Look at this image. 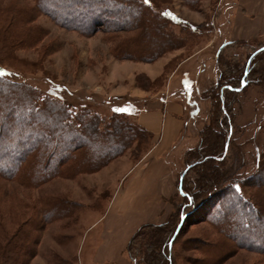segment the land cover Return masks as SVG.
I'll return each instance as SVG.
<instances>
[{
	"label": "rangeland",
	"instance_id": "obj_1",
	"mask_svg": "<svg viewBox=\"0 0 264 264\" xmlns=\"http://www.w3.org/2000/svg\"><path fill=\"white\" fill-rule=\"evenodd\" d=\"M51 1L39 4L38 0H0L2 73L8 80L35 88L44 98H54L60 105L70 106L73 115L85 110L87 117L99 116L91 121L103 128L99 137H91L90 141L85 137L80 143L60 138L58 133L56 140L49 142L46 149L40 150L42 155L37 156V161L41 159L42 163L48 152L57 154L59 148L73 149L84 144L78 152L83 154L82 150H86L88 169L76 172L71 164L65 165L57 176L35 189L26 188L8 179L10 177H0V264H5L7 237L18 235L30 219L35 225L38 222L41 225L33 231L32 241L27 242L31 252L23 255L25 264H135L128 248L132 246V252L136 253L151 226L165 224L166 227L173 218L179 224L171 246L175 264H264V234L253 244V238L249 239L250 234H260L264 230V180L254 183L260 184L257 190L252 186L244 187V197L261 211L259 221L241 204L235 203L232 207L231 215H235L233 211L238 214L236 224H243L247 216L248 225L255 227L253 232L249 230L250 234L245 231L237 234L240 239L233 233L226 238L220 232L230 233L234 229L233 222L228 228L212 223L230 213V207L218 200V193L208 194L200 205L186 208L184 217L182 214L179 217V213L186 201L178 186L164 202L160 199L147 201L146 210L138 208L139 202L124 198V191L115 202L110 199L116 190L119 192L126 186L128 179H124L128 175L122 177L129 165L138 161L156 142L155 136L139 130L141 126L135 121V114L146 108L147 99L154 93L164 96V89L173 94L179 91L186 101L189 99L187 121L191 126L183 131V140L171 160L175 183L178 184L181 175H185L186 180L197 178V167H192L194 157L189 150L198 144L200 132L211 121L213 103L206 89L212 93L217 90L211 83L218 77L217 60L221 63L222 59L239 62L245 73L241 83L228 85L236 88L233 95L237 100L231 104L226 99L225 104H231L227 106L228 112L234 115L235 121L233 129L227 132V148L222 158L228 162L229 178L255 179L247 176L257 173L255 159L258 156L263 155L260 163L264 165V77L257 80L254 75L257 69L264 67V55L249 68L246 63L253 62L252 55L264 47V29L253 37L230 40L227 36V39L217 38L210 44L218 29L229 32L227 19L230 21L238 0H149L151 4L147 10L164 24L166 11L191 24H165L166 32H177L184 46L153 59L147 52L133 49L130 46L133 42L127 45L133 40L140 45L144 43V23L138 24L136 19L131 21L124 7L118 22L112 17L105 25L98 24L88 30L61 22L59 16H64V9L70 6L68 2L54 0L53 5L62 3L63 6L52 7ZM139 1L144 6L143 0ZM241 2L245 16L264 24V0ZM134 9L136 11L137 7ZM52 10H58L59 16L52 14ZM119 27L122 30H113ZM147 32L151 40V30ZM199 49L203 51L198 53ZM250 68H253L251 72ZM200 71L203 72L197 81ZM211 80L214 81L209 82ZM219 91L229 98L227 87ZM17 97L16 102H19ZM223 107L225 110V105ZM26 109L28 114L21 118L33 117V121L47 127L57 122L49 113L35 118L28 107ZM115 123L140 135L132 138L129 135L127 139L112 137L105 129ZM39 138L37 144L47 141L48 136ZM111 141L124 148L123 152L115 156L117 148L111 146ZM101 151L106 153L103 158ZM112 154L115 157H110ZM6 165L4 170L15 163ZM56 167L59 163L52 161L49 171ZM260 173L264 174V169ZM51 199L54 200L53 210L48 204ZM143 211L146 215L140 217ZM42 212H46L44 217ZM253 227L248 226L249 229Z\"/></svg>",
	"mask_w": 264,
	"mask_h": 264
},
{
	"label": "trees",
	"instance_id": "obj_2",
	"mask_svg": "<svg viewBox=\"0 0 264 264\" xmlns=\"http://www.w3.org/2000/svg\"><path fill=\"white\" fill-rule=\"evenodd\" d=\"M45 1L38 0L39 4ZM53 1L54 0L50 3L52 7L63 6L62 3H60L61 5H53ZM58 1L68 2L70 7L64 9V16L62 17L58 15V10H52V14L59 16L61 22L69 23L70 25L72 24L76 27L88 30L98 24L105 25L108 19L112 17L115 19L114 22H118V20H121L123 14L121 15L120 13H122V7H124L128 10V16L131 17V21L136 19L138 24L144 23L142 27V35L145 36L144 43H141L140 45L133 40L127 42V45H130L133 42L130 45L133 46V49L147 52L153 59L184 46L183 39H179L177 32L175 33L172 30H167L168 32H166V29L168 28H165V24L166 26L168 23L171 26H187L188 23H185L182 18L176 17L172 13L166 11L167 14L163 13L166 21L164 24V22L158 18L157 15L153 14L151 10H147L151 4L149 0H143L144 6L139 3V0V2L137 0ZM133 6L137 7L136 11ZM113 25H118V23H114ZM189 28L190 27H188V29ZM113 30H122V28H113ZM148 30H151V40L149 39L150 36L147 34ZM123 49L125 48H122L121 50ZM262 55H264V47H261L252 55L251 58H253V62L246 63L248 68L251 67V63L254 64L256 59L259 60ZM217 67L218 77L215 82L211 83L217 90H215V93H212L211 90L206 89V91L210 92V94L208 93L210 95L208 97L211 104L213 103V111L210 113L212 114L211 121L206 124L202 131L200 130L198 144L189 150L192 157H194L192 167H197L195 170L197 178L186 180L184 177L185 175H181V177L177 179L178 191L186 201V203H183L182 210L180 209L179 217H181V214L182 216L184 215L186 208L192 205H200L208 194L214 195L218 193V200H220V202L223 201L228 207H230V213L224 215L223 219L212 220V223L218 225V227L225 225L227 228L229 225L233 226L234 223V229L232 228L233 230L230 231V233H228L227 230H220V232L226 238L230 237L229 235L232 233L239 238L237 234L244 231L246 234H250L249 230L251 232L255 227L251 224L248 225L249 218L247 216H245L243 224H236L238 214L233 211L232 214L235 215H231L232 207L235 203L241 204L245 209L251 211L253 217L258 221L262 218L261 211L255 209V207L249 204L250 201L244 197V187L252 186L257 190V187L260 186V184L254 183L264 180V174L260 173V170L264 169V165L262 166V163H260L263 159V155L258 156L255 159L257 173H259V175L257 176V173L255 172L256 176H254L255 174L247 176H251L255 179L248 181L245 177L243 179L233 180L231 177L229 178L227 176L229 166L226 158H222V155L227 148V132L229 134L231 129H233L235 121L234 115L231 114V112H228L229 109L227 106H230L237 100L233 95L236 88H232V86L228 85L241 83V79L245 73L242 71V64L239 62L231 63L222 59L220 63L219 60H217ZM252 69L253 68H250V72ZM2 70L3 66L0 64V72H2ZM262 77H264V67L255 71L254 79L260 80ZM211 84L209 87H211ZM223 87H227V90H229V98H227L222 91H219L221 88L223 89ZM36 92L37 90L35 88H30L24 83L8 80L4 77L3 73L0 74V177H10L8 179L16 180L24 187L33 189L42 185L46 180L57 176L58 172H61L62 167L65 165L71 164L72 170L76 172L89 168V161L86 158V150H82V153L84 152L83 154L78 152V148L85 146L84 144L76 146L73 149L59 148L57 154L54 152H48L45 155L46 160L42 161V163L41 159L40 161H37V156L42 155L40 154V150L43 148L46 149L49 142L56 140L58 133L60 138H71L73 141L80 143L85 141V137H88V141L91 140V137H99L102 133L100 129L103 128L102 125L95 123L96 121H91L93 120V117L96 120L99 116L87 117L85 115L87 113L85 110H82L80 113L74 112L75 115H73V110L70 106H62L59 102L55 101L54 98L47 99ZM16 97L19 102H16ZM226 99L232 103L226 105ZM25 100H27V103L24 102ZM223 105H225L226 111L224 110ZM27 107L35 118H39L38 116L41 114L49 113L56 118L57 122L54 124L52 123L47 127L45 124L43 125L42 122L37 123L36 121H33V117L25 119L21 118L25 114H28L25 112L27 111ZM230 110H232V107ZM214 129L216 131H213ZM139 130L148 133L143 127ZM106 131L107 134L112 137L121 136L126 137V139L130 137L129 135H131V138L140 135L133 129L121 124L118 125L117 123L106 128L105 132ZM126 131H128L127 134L125 133ZM36 133L38 135H36ZM45 134L48 136L47 141L37 144L40 139L39 136ZM148 135L151 137V134L148 133ZM129 140L131 139L129 138ZM111 144V146L117 148V154H115V156L123 152L124 148L118 146L117 142H112ZM230 147L231 145H229V148ZM104 154L106 153L102 151L100 152L101 158L105 156ZM112 156L115 157L113 154L110 157ZM52 161L58 162L59 167H56L54 171L52 169L49 171V165L52 164ZM7 163H15V166H13L14 168L11 167L4 170ZM53 202L54 200L51 199L48 203L49 208L52 210L54 209L52 205ZM45 213H43V217L45 216ZM38 214L39 211L37 212V216ZM33 222L34 221L30 219L29 224H27L28 226H25L18 235L7 237L8 246L4 249L3 255V261L5 264L11 263L9 260L12 261L13 264H25L23 255L29 254L30 251L29 243L27 242L32 241L33 231L37 230L41 225L39 222L37 225ZM177 223H175V219L173 218L167 224V228L164 227L165 224L151 226V230L147 232L144 239H142L143 244H139L136 253L132 252V246L128 248V252L133 262L135 264H175L171 246L177 236V231H179V224ZM248 226L253 228L249 229ZM263 234L264 230H262L260 234H250L249 239L250 237L253 238V244L257 239L261 240ZM133 241L131 243H133ZM14 249L21 253L18 255ZM16 255H18V257H15ZM141 257L142 260L140 259Z\"/></svg>",
	"mask_w": 264,
	"mask_h": 264
},
{
	"label": "crops",
	"instance_id": "obj_3",
	"mask_svg": "<svg viewBox=\"0 0 264 264\" xmlns=\"http://www.w3.org/2000/svg\"><path fill=\"white\" fill-rule=\"evenodd\" d=\"M241 1L238 0L230 21L227 19L229 21L227 23L230 25L229 32L223 33L222 29H218L210 44H213L217 38L224 39L227 36H229L228 39L230 38V40L253 37L259 34L262 28L264 29L263 23L245 16L240 6ZM202 51L203 49H199L198 53ZM175 72L173 71V73ZM202 72L198 73L197 81L200 79ZM212 81L214 80L209 82ZM163 92L165 94L164 96L161 95L162 97L157 96L158 93H154L151 98L147 99L146 108L141 109L135 114L137 124L143 127L149 134L155 136L156 142H153L151 148L144 152L138 161L129 165V170L122 177L124 179L128 175L124 179V181L128 179V182L125 184V187L124 185L122 186L124 188H121L119 192H116V190L112 194L110 199H113V202L120 198L119 196L124 191V198L135 200L140 205L143 202V206H135L146 210L148 207L147 201H158L160 199V201L164 202L165 198L177 190L171 160L179 142L181 143L183 140V131L185 128L191 126L187 121L189 99L187 98L186 101L179 91L173 94L164 89ZM133 194L137 198L133 197ZM122 213L124 214L125 211H122ZM143 214L146 215V212L143 211L140 217ZM161 214L159 211V217Z\"/></svg>",
	"mask_w": 264,
	"mask_h": 264
},
{
	"label": "water",
	"instance_id": "obj_4",
	"mask_svg": "<svg viewBox=\"0 0 264 264\" xmlns=\"http://www.w3.org/2000/svg\"><path fill=\"white\" fill-rule=\"evenodd\" d=\"M221 47H223V45H222ZM244 85H245V82H243L242 87H243ZM180 188H181V184H180Z\"/></svg>",
	"mask_w": 264,
	"mask_h": 264
},
{
	"label": "snow or ice",
	"instance_id": "obj_5",
	"mask_svg": "<svg viewBox=\"0 0 264 264\" xmlns=\"http://www.w3.org/2000/svg\"><path fill=\"white\" fill-rule=\"evenodd\" d=\"M0 74H2V72H0Z\"/></svg>",
	"mask_w": 264,
	"mask_h": 264
}]
</instances>
